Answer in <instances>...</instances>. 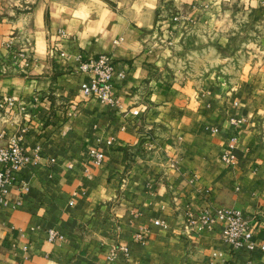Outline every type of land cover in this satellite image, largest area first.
Masks as SVG:
<instances>
[{
	"label": "crops",
	"instance_id": "obj_1",
	"mask_svg": "<svg viewBox=\"0 0 264 264\" xmlns=\"http://www.w3.org/2000/svg\"><path fill=\"white\" fill-rule=\"evenodd\" d=\"M100 53L123 72L115 103L82 90L79 59ZM6 96L0 147L26 126L44 158L20 168L26 192L9 188L21 203L0 204V264H264V0H0ZM221 205L253 248L221 219L189 223Z\"/></svg>",
	"mask_w": 264,
	"mask_h": 264
},
{
	"label": "built area",
	"instance_id": "obj_2",
	"mask_svg": "<svg viewBox=\"0 0 264 264\" xmlns=\"http://www.w3.org/2000/svg\"><path fill=\"white\" fill-rule=\"evenodd\" d=\"M181 18L180 14H173L171 17L172 22H175ZM61 33L62 31L59 30ZM7 42H11V39H7ZM77 71H91L93 75L81 84L82 90L85 94L94 95L109 103H115L116 100L112 95V87L114 75L123 76L122 71H115L114 62L111 56L107 53H100L94 56H88L83 59H79V63L76 67ZM36 100L34 96L32 99H28L26 102H33ZM16 100L13 96H6L0 101L6 111L8 107L15 104ZM131 114L138 115L139 109L133 108L130 110ZM236 123L237 120H232ZM26 131V126H21L18 130L12 132L8 136V142L6 145L0 147V162L2 167L0 169V204H12L13 206L21 203L20 198L10 200L8 198L9 188H14L18 192H26L29 188L28 184L18 177V173L21 167L29 164L40 163L44 158L39 147H35L32 151L28 152L24 149L22 139L23 134ZM238 140V134L233 133L230 137V142L223 153V160L225 162H232L234 159L233 148ZM90 159L96 163L101 162L103 159V152L97 149H90L88 152ZM49 162H52L54 158H48ZM169 165L173 166L176 162L175 159L169 158ZM216 219L223 220L221 227V236L228 242L233 248L247 247L253 248L255 245L253 234L248 223V220L243 216L241 210L235 207L229 206H215L213 209L208 207L202 208L196 214L189 215V223L191 225L198 222L203 226H210ZM155 222H159L155 220ZM50 238H55L57 234L55 230H49ZM135 239L143 242L145 240L142 230L135 233ZM264 248V244L261 245ZM122 249H126L124 246Z\"/></svg>",
	"mask_w": 264,
	"mask_h": 264
},
{
	"label": "rangeland",
	"instance_id": "obj_3",
	"mask_svg": "<svg viewBox=\"0 0 264 264\" xmlns=\"http://www.w3.org/2000/svg\"><path fill=\"white\" fill-rule=\"evenodd\" d=\"M180 19H181V18H180ZM180 19H179V20H180ZM177 21H178V20H177Z\"/></svg>",
	"mask_w": 264,
	"mask_h": 264
}]
</instances>
